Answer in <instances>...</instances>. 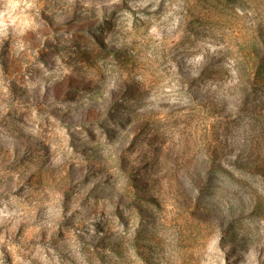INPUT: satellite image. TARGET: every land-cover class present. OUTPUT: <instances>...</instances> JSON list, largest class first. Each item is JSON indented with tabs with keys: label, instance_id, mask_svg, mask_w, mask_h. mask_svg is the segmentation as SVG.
Segmentation results:
<instances>
[{
	"label": "rangeland",
	"instance_id": "1",
	"mask_svg": "<svg viewBox=\"0 0 264 264\" xmlns=\"http://www.w3.org/2000/svg\"><path fill=\"white\" fill-rule=\"evenodd\" d=\"M0 264H264V0H0Z\"/></svg>",
	"mask_w": 264,
	"mask_h": 264
}]
</instances>
